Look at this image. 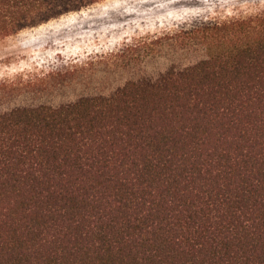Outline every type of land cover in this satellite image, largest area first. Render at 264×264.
Listing matches in <instances>:
<instances>
[{"label":"trees","instance_id":"16d2710c","mask_svg":"<svg viewBox=\"0 0 264 264\" xmlns=\"http://www.w3.org/2000/svg\"><path fill=\"white\" fill-rule=\"evenodd\" d=\"M100 1L0 0V39ZM173 36L203 58L0 113V264H264V6Z\"/></svg>","mask_w":264,"mask_h":264},{"label":"rangeland","instance_id":"374dc122","mask_svg":"<svg viewBox=\"0 0 264 264\" xmlns=\"http://www.w3.org/2000/svg\"><path fill=\"white\" fill-rule=\"evenodd\" d=\"M263 6L264 0H103L0 39V79L34 83L33 91L0 103V113L109 96L129 79L193 65L203 52L174 43L178 28Z\"/></svg>","mask_w":264,"mask_h":264}]
</instances>
